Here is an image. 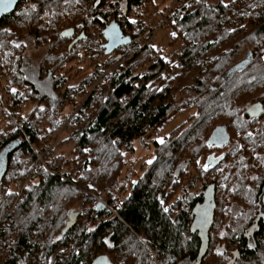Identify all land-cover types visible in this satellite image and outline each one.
<instances>
[{"label": "trees", "instance_id": "1", "mask_svg": "<svg viewBox=\"0 0 264 264\" xmlns=\"http://www.w3.org/2000/svg\"><path fill=\"white\" fill-rule=\"evenodd\" d=\"M31 1L32 4L35 2L34 7L25 9L24 0L0 21L2 49L10 47L8 26L17 30L25 23L32 25L31 33L37 37L51 39L54 47L40 63L24 62L21 51L12 49L13 53L21 55L14 58L11 77L7 80L13 81L21 90L10 92L6 106L16 112L20 98L26 96L29 99L35 97L32 102L36 104L24 120L26 136L19 129L15 136L9 125L0 132V150L9 142L21 141V146L8 158L6 175L12 172L10 184L6 189L3 187L6 175L0 182V264H50L53 256L56 257L55 264H180L186 258L195 261L202 246L193 234L195 221L189 213L193 209L189 203L192 198L188 197L190 200L187 201L175 197L182 184V169L187 170L196 161L198 152H213L215 149L207 146L208 138L217 126L228 125L231 142L217 150L226 151L221 163H229V167L206 184L204 190L213 187L212 196L218 197L215 200L218 211L229 213L231 197H243L250 180L246 173L249 165L246 157L264 148V113L256 116L246 113L247 108L264 102V0H233L213 6L205 0H188L187 5L197 7L186 12L177 8L175 15L171 13V22L190 25L193 35L199 37L205 33L215 37V41L208 42L206 47L196 51L195 46H188L181 54L188 70L198 62L208 63L205 75L191 91L199 116L192 119L185 131V125H181L163 143L155 142L153 162L123 199L115 201L113 195L122 163L120 149L143 138L174 110L173 89L156 90L148 83L158 77L161 73L158 69L164 68L162 65L158 68L155 64L146 69L150 74L142 76L136 87L141 78L134 76L130 67L121 64L108 69V64L104 63L91 81L103 78L71 119L72 125L76 123L79 127L74 132L78 139L73 158L66 165L59 161L61 157L51 163L46 161V166L50 165L55 174L48 173L43 166L38 168L29 181L31 183L22 184L20 200L14 205L15 197L19 195L13 186L20 184L14 178L18 168L22 167L17 164L16 156L33 153L31 143L36 144L42 132L39 119L44 121L50 116L51 122L42 130H47V136L52 140L60 124L70 120L65 107L78 103L76 94L71 93L70 88H64L66 79L59 74L56 76L58 68L64 65L65 55L88 38L86 16L91 15V23L98 24L101 29L111 23L110 14L101 12L105 0H68L66 8L69 10L77 8L79 1L85 6L78 7L80 17L75 16L78 18L75 27L66 30H60L62 18L56 11L52 22L42 19V12L49 8V3L62 0ZM122 1L126 9L123 22L118 24L124 35L129 36L125 30V27L132 28L128 15L133 8H141L143 2L151 0ZM211 15L217 19L215 24H211ZM76 30L81 31L76 34ZM68 39L72 40L69 51L59 49ZM217 42L221 49L214 48ZM252 44L256 45V53H251L252 57L243 68L228 75L234 57L246 45ZM226 48L232 52H225ZM213 50L214 55H209ZM137 56L132 61H136ZM3 66L2 71L6 74L9 68ZM217 121L222 124L211 131ZM237 139L241 140L242 147L236 152L232 142ZM39 148L41 152L33 155L35 159L37 154L44 153L43 148ZM203 169L214 170L205 165ZM256 170L259 174L264 171L260 162H256ZM258 173L252 179V194L261 191L260 185L255 183L259 180ZM34 179H39L37 185ZM99 195L107 200L106 207L98 203L96 196ZM203 199L202 196V203L205 202ZM72 219L75 224L64 234ZM254 260L250 258L248 264H255Z\"/></svg>", "mask_w": 264, "mask_h": 264}, {"label": "rangeland", "instance_id": "2", "mask_svg": "<svg viewBox=\"0 0 264 264\" xmlns=\"http://www.w3.org/2000/svg\"><path fill=\"white\" fill-rule=\"evenodd\" d=\"M230 1L233 0H205V3L213 6L217 4L219 5L220 3H228ZM187 2L188 0H151L143 2L141 8H133L132 12L128 15V22H130L132 28L128 30V28L125 27V30L127 29L126 35L132 37L133 43L132 45L128 44L129 46L126 45L124 47H119L110 54H106V49H104L107 43L103 37L104 28L101 29L98 24H92L91 15L86 16L87 22L85 24V30L88 38L82 40L76 49L65 55L64 65L61 68H58L56 73V76L60 75L66 79L64 88H70V92L74 95L76 94L78 103L75 105L70 104L65 107V113L70 115V120L60 124V126L54 131L52 140H49L47 130H42V127L48 126L51 122L49 119L50 116L46 117V120L44 119V121H41L42 118L39 119L40 130L42 132L38 135V142L36 144L31 143V148L34 150L33 153L31 152L30 154L16 156L17 164H21L22 167L18 168V173L15 175L16 178H14L18 180L17 183L21 184H18V187H15V185L13 186V190L16 189L19 195L15 197L14 205L20 200V189L22 184H30L31 182L29 181L32 180L33 173L39 170L38 168L36 169V159L33 156H36L37 152H41L39 147L43 148V152L49 147H54L52 152H48L44 155L45 162L47 161L48 163L53 162L51 159L52 156L56 159L57 157H61L59 161L65 163V165L73 158L75 144L78 139L74 132L79 127L76 123L72 125L71 119L80 110L84 101L96 87L99 80L103 78L99 77L94 81H91L93 80L92 76L100 72L101 66L104 63L108 64L106 67L108 69H113L121 64L130 67L132 71L135 72L134 76L141 78L140 81L136 83V87L140 85L142 76L150 74L146 69L155 64L159 65L158 68L162 65V67L164 66L163 69L157 68L158 71L161 72L158 77L154 80H150L148 83H151L152 86L156 87V90L171 87L173 89L172 93L175 94L173 112L169 113L157 127L150 130L143 138L134 140L132 145L128 148L120 149L122 163L120 165L119 175L115 179V187L113 188V195L116 197L115 201H118L121 198L123 199V197L129 193L133 184L137 183L136 181L142 178L147 167L153 162V159L156 156L155 142L161 143V140L164 141L173 130H177L181 125V127L185 125V131L189 127L192 119L198 118V111L194 107L196 100L195 98L192 100L193 96L191 95V91L198 85L199 78L205 75V72L208 69V63H202V61L198 62V65L194 68H189L188 70L184 65L185 63L182 62L181 54L188 46H195L196 51L201 49L204 45L206 47L208 42L215 41V37L213 35L206 36L205 33L204 36L201 35L197 37L192 34L191 30L193 27H190V25L181 26L180 24H177V22H171L173 19V16L171 18V13L174 14L177 8H182V10L186 12L197 7L192 4L187 5ZM79 3L80 4L77 5V8L69 10L66 8L67 5H69L68 0H62L60 3H58V1H53L48 4L49 8H47L44 13L42 12V19H44L45 22H52V17L57 13L58 17L62 18L60 21V30L73 28L78 22L77 19L80 17L81 9L79 10L78 7L83 8L85 6L84 2L79 1ZM35 5L34 2L30 7H34ZM125 9L126 6L122 0H105L101 12L105 15L110 14V22L115 20L120 24L123 22L122 15L123 11L125 12ZM77 15L78 18L76 19L75 16ZM165 17H167L165 26L159 28L158 21ZM169 18H171V20ZM216 22L217 19L215 16L211 15V24H215ZM31 29H33L32 25L26 23L17 30L13 29L12 26H8L7 31L10 33V47L8 46L7 49H2L0 47V98L2 102L0 108L3 113L0 115V128L4 129L6 125H9L15 136L18 134L17 132H20L18 125L21 121L25 122L24 120L28 117V112H31L36 103L32 102L35 97L29 99V97L26 96L20 98L16 112H12L11 109L7 108L6 103L9 102L8 99L11 96L10 92L21 90L20 87L13 84V81L7 80L8 78L10 80L11 77V67L13 68L14 66L13 60L22 54L24 62L40 63L50 55L51 48H54L53 43L50 42L51 39L37 37L34 33H31ZM80 31L81 30H76V34H79ZM208 31H211V29ZM173 33H175V35H172ZM54 43L58 44L57 41ZM71 43L72 40L68 39L61 44L62 46L59 49L67 52L72 45ZM213 46L214 48L221 49V47L218 46V42ZM255 46V44L246 45L242 51L234 57L232 62L233 66L245 61L249 53H256L257 49ZM14 48L19 49L21 54L13 53L12 49ZM142 49L144 51L141 52L140 50ZM226 51L230 53L232 52L231 49L228 48H226L225 52ZM9 52L11 54H8ZM196 53L199 52H195V54ZM136 55H138L137 57L139 58L136 61H132L133 57ZM209 55H214V50ZM71 57L74 58L71 59ZM262 59L264 60V55ZM3 65L8 66L9 68V70H6V74L2 71L3 68H5ZM109 71L110 70H107L106 72ZM90 81L91 83L88 85ZM24 106H26L25 109L22 108ZM28 109L30 110L28 111ZM15 114L19 115L16 116ZM34 118H36V115H34ZM219 124H222V121H217L212 128L210 127V130L212 131ZM21 140L24 141V139ZM237 141L242 143L240 139ZM189 149H192L191 146ZM213 152L221 154L226 151L215 150ZM210 154H212V151L208 152L203 150L198 152L195 154L196 161H193L187 170L182 169V171H184L181 178L182 184L175 194V197H181L185 200H187L188 197L192 198L193 195H197L204 191V186L206 184H209L211 181L215 180L216 176L218 177L223 171L227 170L229 163L226 162L221 164L220 170H218L219 167L212 171H206L203 169L205 161ZM182 160L183 157L180 158V161ZM43 168H45L48 173L55 174L52 171V168L50 169V165L47 164V167ZM12 171L14 172V170ZM11 173L9 175H11ZM9 175H6L4 180L3 187L5 189L10 184ZM33 182L37 185L39 179H34ZM23 187L24 186H22V188ZM96 199L98 203H101L105 207L107 206V200L103 199L102 196H96ZM55 263L56 257L53 256L50 264Z\"/></svg>", "mask_w": 264, "mask_h": 264}, {"label": "flooded vegetation", "instance_id": "3", "mask_svg": "<svg viewBox=\"0 0 264 264\" xmlns=\"http://www.w3.org/2000/svg\"><path fill=\"white\" fill-rule=\"evenodd\" d=\"M261 103V113H264V102ZM248 110L249 108H247L246 113H248ZM2 114L0 108V115ZM1 131L2 128H0V132ZM237 140L232 142L234 147L233 150H236V152L240 151L242 147V143H239ZM230 142L231 139L229 143ZM237 143H239V145H237ZM212 153L216 156L225 154L224 152L221 154L216 152ZM246 159L249 162L246 173L247 176L250 177V180L246 183L245 191L243 192L244 196H232L228 204L230 212L220 213L217 208V202L215 201L217 197L215 194L214 201L216 209L213 217V224L209 229L207 239L204 236V232L200 229H194L193 231V234H196L201 242L202 247L206 244L207 240L208 248L206 256L200 257V255H198L195 261L186 258L183 259L180 264H248L250 258L253 260L256 258L254 260L255 264H264V171L259 174L256 170V162H260L264 167V148L260 149L259 153L250 154ZM221 164L222 163L216 166V168L219 167L218 170H220ZM257 173L259 180L255 183L260 185L259 188L261 191L252 194L254 189L252 179ZM206 190L207 189L197 194V196L193 195L191 202H189L193 205V209L189 213H191L194 221L196 218L194 212L198 209V206L203 204L201 200L202 196L205 201ZM233 191L234 190H232L231 193ZM190 199H187V201ZM200 228L203 229L204 227L201 226Z\"/></svg>", "mask_w": 264, "mask_h": 264}, {"label": "water", "instance_id": "4", "mask_svg": "<svg viewBox=\"0 0 264 264\" xmlns=\"http://www.w3.org/2000/svg\"><path fill=\"white\" fill-rule=\"evenodd\" d=\"M24 0H13L11 4L7 6V8L0 7V21L7 15L12 14L15 10L17 5ZM103 37L106 40L105 51L106 54H110L114 50L118 49L121 46H126L131 43V38L129 36H125L121 26L116 22L112 21L110 24L106 25L103 30ZM252 57V54L247 55V59L239 64L233 66L229 71L228 75L234 74L239 69L243 68L248 60ZM262 103H257L253 105L248 110L249 115H259L261 114ZM231 139L230 133L228 131V125H219L217 126L210 137L207 140V146L212 149L222 148L226 146ZM21 146L20 140H14L7 144L1 151H0V182L3 180L7 169H8V158L12 155L19 147ZM225 158V154L216 156L214 153L210 154L206 161L205 167L207 169H214L218 166L223 159ZM212 189L206 190V199L205 202L198 206V209L194 212L196 215L195 222L193 225L194 229H200L204 232V236L207 239L209 229L213 224V217L216 209V204L214 201V193ZM73 218V214L71 215ZM75 224V220H71L69 222L67 228L63 231L65 234L73 225ZM203 226L204 228L201 229L200 227ZM207 240L206 244L202 247L200 257H203L207 252Z\"/></svg>", "mask_w": 264, "mask_h": 264}, {"label": "built area", "instance_id": "5", "mask_svg": "<svg viewBox=\"0 0 264 264\" xmlns=\"http://www.w3.org/2000/svg\"><path fill=\"white\" fill-rule=\"evenodd\" d=\"M32 5V1L31 0H26V4H25V8H29ZM167 21V17L160 19L158 21V26L159 28H163L165 26V23ZM19 129L22 131V133L24 134V136H26L25 131H24V122H20V124L18 125ZM54 149V147H49L47 148V150L44 153H39L37 154V158H36V169L40 168V167H47L46 163H45V159H44V155L48 152H52ZM52 161L56 160V158L54 156L51 157Z\"/></svg>", "mask_w": 264, "mask_h": 264}, {"label": "snow or ice", "instance_id": "6", "mask_svg": "<svg viewBox=\"0 0 264 264\" xmlns=\"http://www.w3.org/2000/svg\"><path fill=\"white\" fill-rule=\"evenodd\" d=\"M12 2L13 0H0V7L7 8V6ZM172 35H175V33H173ZM160 142L163 143L162 140ZM165 211H167V209H165Z\"/></svg>", "mask_w": 264, "mask_h": 264}]
</instances>
